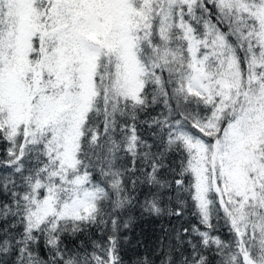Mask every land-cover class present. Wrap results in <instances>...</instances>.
Listing matches in <instances>:
<instances>
[{"label": "snow or ice", "instance_id": "6c2138e0", "mask_svg": "<svg viewBox=\"0 0 264 264\" xmlns=\"http://www.w3.org/2000/svg\"><path fill=\"white\" fill-rule=\"evenodd\" d=\"M0 264H264V0H0Z\"/></svg>", "mask_w": 264, "mask_h": 264}, {"label": "trees", "instance_id": "16d2710c", "mask_svg": "<svg viewBox=\"0 0 264 264\" xmlns=\"http://www.w3.org/2000/svg\"><path fill=\"white\" fill-rule=\"evenodd\" d=\"M191 220L193 223H196V219L194 217H191Z\"/></svg>", "mask_w": 264, "mask_h": 264}]
</instances>
